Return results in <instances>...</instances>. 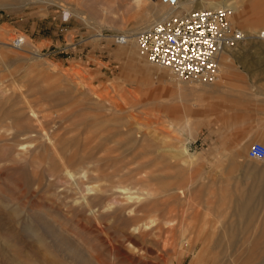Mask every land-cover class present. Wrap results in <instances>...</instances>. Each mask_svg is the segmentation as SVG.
I'll return each mask as SVG.
<instances>
[{
    "label": "rangeland",
    "instance_id": "1",
    "mask_svg": "<svg viewBox=\"0 0 264 264\" xmlns=\"http://www.w3.org/2000/svg\"><path fill=\"white\" fill-rule=\"evenodd\" d=\"M231 1H244L249 17L242 26L232 13L233 27L250 37L264 29V18L256 23L264 0ZM150 2L0 0V264H17L14 255L21 264H82L55 251L62 239L89 264H224L233 253L216 238L231 220L244 225L232 198L264 168L247 156L264 145V42L229 48L226 81L221 71L213 85L177 79L138 53L136 36L155 19ZM115 35L135 36V47ZM19 36L25 43L15 48ZM79 156L84 162L64 169ZM166 187L179 192L146 195ZM137 197L142 212L123 217L142 221H111L119 202ZM151 216L166 222L140 237L154 228ZM262 218L264 207L235 241L262 250ZM30 230L46 246L26 237Z\"/></svg>",
    "mask_w": 264,
    "mask_h": 264
},
{
    "label": "built area",
    "instance_id": "2",
    "mask_svg": "<svg viewBox=\"0 0 264 264\" xmlns=\"http://www.w3.org/2000/svg\"><path fill=\"white\" fill-rule=\"evenodd\" d=\"M177 5L181 0H161ZM232 12L226 8L195 9L173 14L154 22L136 36L138 53L149 63L168 69L180 80L197 83H215L220 76L219 56L225 48H233L254 37L264 42V29L255 36H247L233 27ZM115 43L124 45L127 38L115 35ZM25 43L24 37L12 41L15 48ZM247 156L264 160V145L253 143Z\"/></svg>",
    "mask_w": 264,
    "mask_h": 264
},
{
    "label": "bare ground",
    "instance_id": "3",
    "mask_svg": "<svg viewBox=\"0 0 264 264\" xmlns=\"http://www.w3.org/2000/svg\"><path fill=\"white\" fill-rule=\"evenodd\" d=\"M150 1L151 2L147 5V10H145V12L146 11L147 12H153L155 14V19H153L154 20L153 23L154 22H157V21H160L163 18L168 17L170 15L180 14L181 13V10L189 11V10L206 9V8H209V9H215V8H226V9H229L233 13V19L235 20V22L241 24L242 26H245V24H246L245 22L249 21V17L247 15L246 10L245 11H242L244 8L247 7V5H245V3H244L243 0H241V2L243 1L241 4L238 1H231V0H226V1H223V0H182V1L178 2L177 5L168 4V6L167 5H163V4L158 5V4H156L154 2V0H150ZM249 1L252 2L254 0H249ZM3 2H5V1H3ZM50 2H54V0H50ZM196 3L199 4L200 6L199 7H197V5L194 6V4H196ZM57 4L63 6V4H61V3H57ZM250 6H252L251 3H250ZM241 7H242V9L240 10ZM72 11H74L78 16L84 18V16L82 15V12H79V10L78 11L77 10H72ZM143 13H144V11H143ZM258 13H260V12H257V13L255 12L254 15L255 14H258ZM146 14L147 15H144L143 14L144 16L142 17V21H141V22H143L145 24L146 23H149L150 18H151V17L148 16L149 15L148 13H146ZM263 18L264 17H262L256 23L259 24V22H261L263 20ZM255 24L252 23L251 26L254 27ZM147 27H149V26H147ZM135 34L133 33V34H131V36L132 35H135ZM246 34L248 35V33H246ZM125 37L127 38V36H125ZM126 45H128L127 47L130 50L133 47H135V36L132 37V38L130 37L129 40L126 42ZM136 46H137V43H136ZM228 51H229V49L225 48L223 50V52L220 54V56H219V67L221 69L220 71L221 72H224V76H223L225 78V79L223 78L224 81L227 80V75L229 74L230 69H231V62H230V58H229ZM35 56H38V55L35 53ZM210 85H213V84H210ZM215 85L219 86L220 84L219 85L218 84H215ZM65 151H66V148H64V152ZM61 154H62V152H61ZM64 154H66V153H64ZM57 156H58V154H57ZM82 162H84V157L83 156H79V157H76V159H74V160H71L70 159L69 161H64V162H62V164L64 166V169L68 170L67 168L69 166H71L73 164L76 165V164L82 163ZM251 173L254 174V177H252L253 178L252 179V185L249 186V187H244L237 194V196L235 198H232V201H233V203L235 205V208L237 210L236 212L238 213V216L243 215L246 218L245 219V223H243L244 225L241 226V227H237L233 223L235 221L234 220H231L230 223H229V225L225 228V230L222 229L223 230V233L219 234V236L216 238V243L217 244H221L223 242V240L225 238H227L228 240H226V241H227L228 247L229 248H232V252L233 253L228 254V256H226L222 260H220V262L221 263H224V264L233 263L234 261H238L240 264L241 263L242 264H264V247H263L262 250H259L258 251L257 250V247H255V246H252L250 248L243 247L246 244V241L243 240V239H240L239 242L235 241V237H236L237 233L240 232L242 235H244L243 233L246 232L247 229L250 226H252V223L254 221L255 215L257 214L258 210L260 208L264 207V198L259 195L260 194L259 192L261 190H264V168H254V169H252ZM138 182L140 183L141 181H138ZM175 189H177L176 191H178V188H175ZM175 189L174 188H169V187L168 188L167 187L166 188H163V189H161V191H153L154 189L153 190H151V189L147 190L146 189L147 190L146 195L147 196H152V195L159 196V194H161V193L164 194V193L172 192V191H175ZM143 195H145V194H143ZM160 196H164V195L161 194ZM169 196H170V194H169ZM175 196H176V194H175ZM165 197H166V195H165ZM134 200H136V201H134ZM134 200H133L134 201L133 205H127V203L125 204V203L119 202L121 205H119L118 209L114 211L116 213V215L113 216V217L109 216V218H113V220L111 219V221L112 222L113 221L115 222L114 219H116L117 221L118 220H122V221H124V224H126V223L130 224V223H133L132 221H136V220L138 222L139 221H142L143 218H142V220H140L139 218H141V217H139V218L138 217H135L137 213L142 212V208L136 207V205H135V204H137V201L140 200V198L137 197V199H134ZM88 201H90V200H88ZM106 205H107L106 206L107 209H109L110 204H106ZM102 207H104V206H102ZM91 208L92 207H88L89 211L91 210ZM144 209H146V206L144 207ZM147 209H149V207H147ZM149 210H151V209H149ZM117 211H119V212L117 213ZM127 212L134 213L135 216H133V217L128 216L127 218H124L123 216ZM150 218H151V220L149 222H151V223L155 222L154 228L149 229V231H146L145 229L139 231V228L135 227L140 232V237H146V235H148L149 233L151 234V233H154V231L161 229L162 222L163 221L166 222L165 221V218L163 220L161 219L160 221L158 220V217H155V216H151ZM240 218L241 217H239V219ZM157 221H158V223H157ZM146 224L147 223L145 222L143 224V226L146 225ZM263 225H264V219H263ZM140 227H141V225H140ZM51 230H52V228H50V226H49L48 227V232H50ZM158 232H160V231H158ZM53 236L55 238H58L59 237V235L57 233L53 234ZM26 237H29L30 239H32L37 244H40L42 246H46V243L47 242L42 238L41 234L39 232H37V231H34V230L28 231V234L26 235ZM253 242L256 244L257 241H253ZM59 243H60L59 245H56L55 246V251L56 252H60V251L64 252V250H67V251H69V253H72L74 256H79L82 259H84L83 262H82V264H89V263H91V261L88 258H84L82 256V253H81V251L79 249H77L73 245H70L68 243V241L66 242V241H64L62 239V240H60ZM1 253H3V254L6 255V252H5L4 249L1 250ZM14 257H15V255H14ZM14 257L12 256L9 259L11 261H13L14 263H17V264H21L22 263V262H20L19 259L14 258ZM36 258H37L36 259V261H37L38 260V257H36ZM218 260H215L213 262V264H218L219 263ZM50 262L46 260L45 261V264H50ZM36 264H39V263L36 262ZM70 264H74V263L70 262Z\"/></svg>",
    "mask_w": 264,
    "mask_h": 264
}]
</instances>
